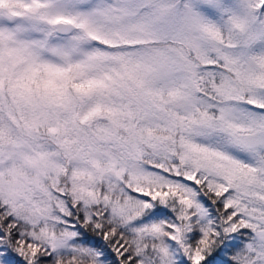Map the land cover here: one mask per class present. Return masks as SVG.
Here are the masks:
<instances>
[{
	"label": "snow or ice",
	"instance_id": "1",
	"mask_svg": "<svg viewBox=\"0 0 264 264\" xmlns=\"http://www.w3.org/2000/svg\"><path fill=\"white\" fill-rule=\"evenodd\" d=\"M0 264H264V0H0Z\"/></svg>",
	"mask_w": 264,
	"mask_h": 264
}]
</instances>
